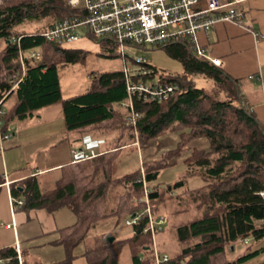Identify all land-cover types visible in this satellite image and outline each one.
<instances>
[{
	"label": "trees",
	"instance_id": "16d2710c",
	"mask_svg": "<svg viewBox=\"0 0 264 264\" xmlns=\"http://www.w3.org/2000/svg\"><path fill=\"white\" fill-rule=\"evenodd\" d=\"M71 14L66 0L0 3L2 132H9L15 121L38 119L42 109L60 106L69 137L108 138L95 157L61 166L51 189L43 191L36 177L11 187V197L23 201L24 211L67 210L73 216L70 226L57 231L53 245L63 249L64 258L53 264H74L77 259L86 264H119L125 246L130 248L131 264H154L151 237L144 233L147 208L150 216L165 218L156 235L159 252L169 257L163 264H249L264 253V197L260 196L264 127L241 99L238 81L183 45L162 48L180 63L182 73L161 74L143 64L151 71L147 77H157L159 84H176L178 90L167 101H135L141 117L133 127L120 107L126 100L120 71L94 74L86 91L63 96L60 69L84 62L88 52L57 46L43 34ZM44 19L50 21L39 29H20ZM98 44V55L115 53L112 45ZM29 51L38 52L39 59L26 60L22 75L19 54ZM192 77L210 84L198 88ZM169 133H178L179 142L161 161L142 164V171L121 173L126 156ZM198 139L207 140L208 150L192 149L178 178L165 187L158 184L160 171L173 166L168 161L179 158ZM190 179L200 185L190 188ZM134 216L139 219L126 226L125 221ZM125 229L129 234L120 235ZM109 237L114 238L112 243ZM0 264L26 261L16 248L7 247L0 250Z\"/></svg>",
	"mask_w": 264,
	"mask_h": 264
},
{
	"label": "crops",
	"instance_id": "0c3cea01",
	"mask_svg": "<svg viewBox=\"0 0 264 264\" xmlns=\"http://www.w3.org/2000/svg\"><path fill=\"white\" fill-rule=\"evenodd\" d=\"M242 8L246 13L242 26L218 24L209 32L199 33L198 38L206 54L221 61L219 68L230 79L238 81L241 99L264 127V0H248ZM39 116L15 121L9 129L13 137L0 154V250L16 248L26 264H53L64 258L63 249L53 245L57 231L70 226L73 216L67 210L12 211L11 187L26 178L36 177L41 189L48 190L43 184L50 182L54 186L61 166L82 157L74 151L85 148L97 154V149L108 138L69 137L60 106L42 109ZM178 142V133L163 135L146 147L138 148V159L142 164L160 161ZM208 147L207 140H195L182 156L169 164L183 166L192 149L206 151ZM43 254L48 256L43 257ZM74 264L86 262L77 259ZM249 264H264V253Z\"/></svg>",
	"mask_w": 264,
	"mask_h": 264
},
{
	"label": "built area",
	"instance_id": "2783aa9c",
	"mask_svg": "<svg viewBox=\"0 0 264 264\" xmlns=\"http://www.w3.org/2000/svg\"><path fill=\"white\" fill-rule=\"evenodd\" d=\"M248 0H66L72 14L52 24L43 34L44 38L57 46L69 47L80 39L107 43L113 46L123 64L120 72L123 75L126 100L120 107L124 110L125 119L135 127L141 114L135 109V101L155 103L167 101L178 86L176 84H159L158 78H148L143 57L134 56L139 49H162L171 45H183L198 59L221 67L219 59L209 57L203 50L198 35L214 29L218 24H235L242 26L245 10L242 5ZM1 3V0H0ZM38 60L36 51L21 52L19 62L21 73H24L26 60ZM147 77L146 79H144ZM94 78L88 73V81ZM0 118L4 115L1 109ZM0 120V154L13 137L10 132L3 133ZM74 154H82V158L96 156L92 149L76 150ZM8 185V183H6ZM171 197L174 192H169ZM264 197V192L260 194ZM12 211L20 210L23 201L10 199ZM149 215L147 228L153 252L154 264H163L169 260L168 255L161 254L157 248L156 235L165 225V218ZM139 216L125 221L126 226L134 224ZM247 242V240H245ZM19 258V257H18Z\"/></svg>",
	"mask_w": 264,
	"mask_h": 264
},
{
	"label": "rangeland",
	"instance_id": "374dc122",
	"mask_svg": "<svg viewBox=\"0 0 264 264\" xmlns=\"http://www.w3.org/2000/svg\"><path fill=\"white\" fill-rule=\"evenodd\" d=\"M49 21V19H44L39 23L23 26L20 29H23L24 31H32L34 29H39L40 27L46 26ZM2 47L3 43L0 42V49ZM69 47L82 49L88 52V57L82 63L68 64L60 69V87L64 97L77 95L86 91L90 83V81H88L87 79L88 73L100 74L117 72L120 71L123 67V64L120 59L115 57L116 52H103V56L98 55L101 52V47L98 42H93L89 39H80L78 42L72 44ZM133 55L143 57L146 64H149L161 74L182 73V67L180 63L169 58L163 49H155L149 47L145 49L136 50L133 52ZM194 77H192V80L196 82L198 88H206L209 86V82L200 81L199 79H193ZM122 112L123 117L125 118L126 115L124 113V110ZM101 148L102 147H100L99 150H101ZM99 150L97 149V151ZM172 160H169L168 164ZM157 162H159V160ZM130 169L142 171V163L138 159L137 154L126 156L121 164V173L127 172V170L129 171ZM183 171L184 167L180 165L168 168L165 171H160L157 183L161 184L162 187H165L166 185L171 184L173 181H175ZM188 183L190 188H194L200 185V182L194 179H190ZM44 185L46 186L44 187ZM52 186L53 185L50 182H47L43 184L42 187H44V189H51ZM128 234L129 229H125L120 235ZM42 256L47 257L48 255L46 256L45 254H43ZM119 264H131V254L129 246L123 247L119 258Z\"/></svg>",
	"mask_w": 264,
	"mask_h": 264
},
{
	"label": "water",
	"instance_id": "95a60500",
	"mask_svg": "<svg viewBox=\"0 0 264 264\" xmlns=\"http://www.w3.org/2000/svg\"><path fill=\"white\" fill-rule=\"evenodd\" d=\"M107 240H108L110 243H112L113 240H114V238H113V237H109Z\"/></svg>",
	"mask_w": 264,
	"mask_h": 264
}]
</instances>
